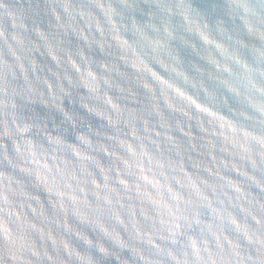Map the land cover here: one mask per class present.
Segmentation results:
<instances>
[{
  "label": "water",
  "instance_id": "1",
  "mask_svg": "<svg viewBox=\"0 0 264 264\" xmlns=\"http://www.w3.org/2000/svg\"><path fill=\"white\" fill-rule=\"evenodd\" d=\"M5 264H264V0H0Z\"/></svg>",
  "mask_w": 264,
  "mask_h": 264
}]
</instances>
